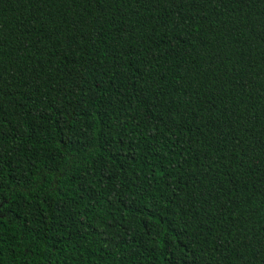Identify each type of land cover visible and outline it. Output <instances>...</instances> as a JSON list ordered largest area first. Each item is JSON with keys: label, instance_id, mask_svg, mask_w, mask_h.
I'll return each mask as SVG.
<instances>
[{"label": "trees", "instance_id": "obj_1", "mask_svg": "<svg viewBox=\"0 0 264 264\" xmlns=\"http://www.w3.org/2000/svg\"><path fill=\"white\" fill-rule=\"evenodd\" d=\"M0 264H264V0H0Z\"/></svg>", "mask_w": 264, "mask_h": 264}]
</instances>
